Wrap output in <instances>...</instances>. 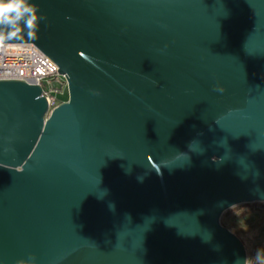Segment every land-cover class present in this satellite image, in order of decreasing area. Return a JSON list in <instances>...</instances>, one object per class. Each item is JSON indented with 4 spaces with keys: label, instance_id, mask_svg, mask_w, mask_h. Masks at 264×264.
Instances as JSON below:
<instances>
[{
    "label": "water",
    "instance_id": "water-1",
    "mask_svg": "<svg viewBox=\"0 0 264 264\" xmlns=\"http://www.w3.org/2000/svg\"><path fill=\"white\" fill-rule=\"evenodd\" d=\"M66 77L0 82V264H235L264 204V0H31ZM222 87L223 92L216 89Z\"/></svg>",
    "mask_w": 264,
    "mask_h": 264
},
{
    "label": "built area",
    "instance_id": "built-area-1",
    "mask_svg": "<svg viewBox=\"0 0 264 264\" xmlns=\"http://www.w3.org/2000/svg\"><path fill=\"white\" fill-rule=\"evenodd\" d=\"M58 71V66L33 44L0 46V82H19L39 87L48 106L46 118L64 104L57 100V95H63L68 89L66 77L58 74Z\"/></svg>",
    "mask_w": 264,
    "mask_h": 264
},
{
    "label": "clouds",
    "instance_id": "clouds-1",
    "mask_svg": "<svg viewBox=\"0 0 264 264\" xmlns=\"http://www.w3.org/2000/svg\"><path fill=\"white\" fill-rule=\"evenodd\" d=\"M44 19L39 6L31 0H0V46L5 41L20 39L23 36L35 40L38 38L40 21ZM223 92L222 87L216 89ZM252 264H264V247L255 251ZM17 264H36L35 258L18 260ZM235 264H248V258L237 260Z\"/></svg>",
    "mask_w": 264,
    "mask_h": 264
},
{
    "label": "rangeland",
    "instance_id": "rangeland-1",
    "mask_svg": "<svg viewBox=\"0 0 264 264\" xmlns=\"http://www.w3.org/2000/svg\"><path fill=\"white\" fill-rule=\"evenodd\" d=\"M55 87L60 88L59 85ZM57 100L66 103L69 100L68 89L63 95H57ZM235 208L229 210L231 212L227 217H222L221 221L225 219V228L243 243L248 264H252L251 258L255 251L264 247V204L241 205Z\"/></svg>",
    "mask_w": 264,
    "mask_h": 264
},
{
    "label": "trees",
    "instance_id": "trees-1",
    "mask_svg": "<svg viewBox=\"0 0 264 264\" xmlns=\"http://www.w3.org/2000/svg\"><path fill=\"white\" fill-rule=\"evenodd\" d=\"M251 206H253V205H251ZM237 208V207H236ZM235 208V209H236ZM231 211H227L224 215H223V217L225 218V217H227V215L230 213ZM224 220L225 219H223L222 221H221V223H222V225L225 227V222H224Z\"/></svg>",
    "mask_w": 264,
    "mask_h": 264
}]
</instances>
